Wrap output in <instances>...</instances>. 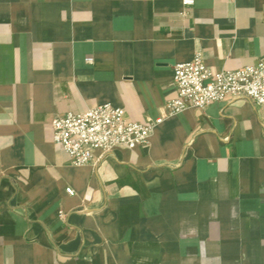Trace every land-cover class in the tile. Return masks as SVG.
<instances>
[{"label":"crops","instance_id":"obj_1","mask_svg":"<svg viewBox=\"0 0 264 264\" xmlns=\"http://www.w3.org/2000/svg\"><path fill=\"white\" fill-rule=\"evenodd\" d=\"M192 2L0 0V264H264V107L164 116L80 167L52 143L55 116L104 103L162 117L197 51L264 57V0Z\"/></svg>","mask_w":264,"mask_h":264},{"label":"built area","instance_id":"obj_2","mask_svg":"<svg viewBox=\"0 0 264 264\" xmlns=\"http://www.w3.org/2000/svg\"><path fill=\"white\" fill-rule=\"evenodd\" d=\"M192 0H182L184 6ZM174 96L166 100L164 115L144 123L126 118L122 108L104 103L81 113H67L51 120L52 143L58 146L74 167L87 165L94 153L101 156L118 148L134 149L148 144L154 127L163 117L185 110L203 111L213 103H227L244 98L264 107V57L255 63L235 70H214L205 65L197 51L188 62L177 63L172 68ZM66 194L73 196L70 188ZM62 217V212H59Z\"/></svg>","mask_w":264,"mask_h":264}]
</instances>
